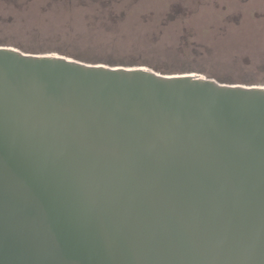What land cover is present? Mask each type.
I'll list each match as a JSON object with an SVG mask.
<instances>
[{
	"label": "water",
	"instance_id": "1",
	"mask_svg": "<svg viewBox=\"0 0 264 264\" xmlns=\"http://www.w3.org/2000/svg\"><path fill=\"white\" fill-rule=\"evenodd\" d=\"M0 264H264V85L0 45Z\"/></svg>",
	"mask_w": 264,
	"mask_h": 264
},
{
	"label": "rangeland",
	"instance_id": "2",
	"mask_svg": "<svg viewBox=\"0 0 264 264\" xmlns=\"http://www.w3.org/2000/svg\"><path fill=\"white\" fill-rule=\"evenodd\" d=\"M15 1L1 0L8 21L0 28L10 42L37 45L36 53L91 48L114 65L164 63L169 74L264 85V0Z\"/></svg>",
	"mask_w": 264,
	"mask_h": 264
},
{
	"label": "trees",
	"instance_id": "3",
	"mask_svg": "<svg viewBox=\"0 0 264 264\" xmlns=\"http://www.w3.org/2000/svg\"><path fill=\"white\" fill-rule=\"evenodd\" d=\"M12 3H16L15 0H10ZM94 2H106L105 0H102V1H99V0H92ZM1 2V0H0ZM4 21H8L7 19H3L1 18L0 16V26L1 24L4 22ZM5 23V22H4ZM8 36H6V34L3 33V29L0 28V45H7V46H12V47H15L23 52H32V53H36L38 51V49H41V48H38V46H32L31 44L28 46L27 44L24 45V44H21L19 42H10L8 40ZM191 45H188V43L186 44H182L180 47L183 48V49H188V47H190ZM43 48V47H42ZM49 50L47 51H44L46 53H57V54H61V55H64V56H67V57H71V58H74V59H77V60H81V61H84V62H89V63H103V64H106V65H109V66H115L113 63V60L111 59H103V58H100L99 56H96V55H89L88 54V51H92L91 48H88L84 51H67V50H57L56 52H53V49L51 48H48ZM45 50V49H43ZM36 51V52H35ZM103 59V60H102ZM133 59L130 60V61H127V62H122L120 64H122L121 66H133V65H145V66H148L149 68L153 69L154 71L156 72H159L161 74H169L168 71H170L173 66H170L169 64H164V63H157V64H150V63H139V62H136L137 60H135V64ZM209 78H213L214 80H216L217 82L219 83H228V84H232L234 83V80H232L231 77L229 76H215V75H205ZM244 83H247V84H244V85H248L249 81H242Z\"/></svg>",
	"mask_w": 264,
	"mask_h": 264
}]
</instances>
